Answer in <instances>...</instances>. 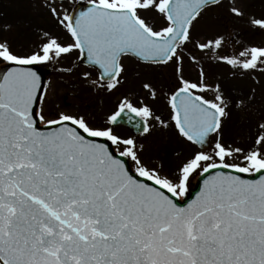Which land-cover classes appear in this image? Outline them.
<instances>
[{
    "label": "snow or ice",
    "instance_id": "obj_1",
    "mask_svg": "<svg viewBox=\"0 0 264 264\" xmlns=\"http://www.w3.org/2000/svg\"><path fill=\"white\" fill-rule=\"evenodd\" d=\"M5 6L0 264H264V44L199 31L264 34V0ZM39 66L117 102L50 116Z\"/></svg>",
    "mask_w": 264,
    "mask_h": 264
},
{
    "label": "rangeland",
    "instance_id": "obj_2",
    "mask_svg": "<svg viewBox=\"0 0 264 264\" xmlns=\"http://www.w3.org/2000/svg\"><path fill=\"white\" fill-rule=\"evenodd\" d=\"M228 0H225L227 4ZM86 3V0H69V7H75L76 5H80ZM221 16V26H218L212 30H209L205 25H202L199 29L201 34L211 35L212 31H219L221 33H226L227 31H231L233 29L242 33L241 39L245 43L249 44H264V34H260L258 32H254L249 29L244 21H229L228 13L226 9H221L219 12ZM259 15V11L256 12ZM18 13L15 7H7L3 9V15H0V24L11 23L13 29L17 28V17ZM45 27H49L56 34L62 35L58 29L55 28L54 25L43 22ZM223 25H226L223 26ZM15 34L14 32L12 33ZM34 43H39L37 37L33 34L31 37ZM1 66V65H0ZM49 73L47 76L46 83L51 82L52 89L51 95L47 98L45 105V112L48 115H53L58 113L59 111H76L80 110L81 112L90 113L92 116L96 117V120H100L103 118V115L106 111L112 109L117 102V98L119 94L116 96L106 98L104 102V106L101 107L99 97L90 95L87 93L83 87L74 88L70 83L65 82V79H62L60 75L55 71V69L48 68ZM191 78H195L194 72L186 73ZM136 88L139 87L138 82L134 85ZM157 107H162L161 105H157ZM117 132L120 134H129L130 132L123 128H118ZM173 163H179L178 160L173 159ZM195 180L193 181L194 186Z\"/></svg>",
    "mask_w": 264,
    "mask_h": 264
},
{
    "label": "water",
    "instance_id": "obj_3",
    "mask_svg": "<svg viewBox=\"0 0 264 264\" xmlns=\"http://www.w3.org/2000/svg\"><path fill=\"white\" fill-rule=\"evenodd\" d=\"M77 10H79V9L77 8ZM4 68H5V66H4V65H1V66H0V71H3ZM37 70H38V72H39L40 75H41L42 81L44 82V77L47 75L48 70H47L46 68H44V67H41V66H39ZM125 127H127V126H125ZM127 128H128V127H127ZM197 185H198V181L195 182V186H194V188L192 189L193 192L198 191V187H197Z\"/></svg>",
    "mask_w": 264,
    "mask_h": 264
}]
</instances>
